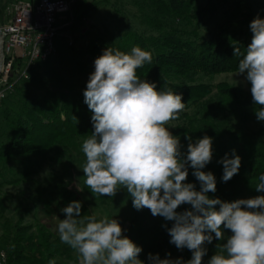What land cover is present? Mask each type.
Here are the masks:
<instances>
[{
	"label": "trees",
	"instance_id": "16d2710c",
	"mask_svg": "<svg viewBox=\"0 0 264 264\" xmlns=\"http://www.w3.org/2000/svg\"><path fill=\"white\" fill-rule=\"evenodd\" d=\"M135 5L141 19L138 25L123 26L115 37L108 39L103 36L88 38L79 31L88 6L84 0H73V16L72 19L69 14L64 16L68 20L59 30L56 54L29 68L26 77L16 78L0 103L2 182L15 184L20 181L5 178L7 174L13 175L10 166L13 162L25 167L22 177L27 178L33 173L31 168L37 165L36 160L49 152L55 151L56 156H83L82 143L92 135L94 128L92 113L84 102L86 89L77 90L74 81L94 72V61L106 48L130 53L138 46L151 52L152 61L138 68L137 76L155 83L157 90L180 94L186 104L178 119L167 125L169 131L179 137L180 158L186 159L190 142L205 135L212 139V160L202 169L212 172L216 179V191L208 193L209 197L233 202L244 196L264 195L255 189L259 176L264 174V121H259L255 115L258 106L252 101L250 82H247V89H243L225 82L212 85L201 79L202 76L238 72L239 62L253 35L250 29L253 20L243 12L240 0H135ZM99 6L97 2L95 7ZM3 12L0 0V24ZM70 40L71 45L68 44ZM235 48L240 49L238 55H234ZM226 154L229 158L238 155L241 166L238 174L224 182L223 165L219 161ZM186 167L185 183L194 184L199 191L201 186L193 175L194 170ZM83 190L94 201L106 206L123 189L113 197L93 195L86 184ZM73 201L81 202V219L92 215L76 192L63 189L61 193L51 192L49 200L43 202L44 217L65 219L61 210ZM216 208L218 210L219 205ZM186 210H191V205L182 204L176 211ZM173 223L153 216L147 208L137 210L129 194L124 236L142 248L138 259L144 264H152L149 254H158L161 259L180 258L182 264L192 258L190 250L177 249L170 243L168 229ZM10 229L2 248L7 264H49L50 260H55V264H79L78 253L61 243L59 234L51 231L43 220L23 224L19 217ZM212 235V243L204 244L207 252L202 264H208L215 253L223 251L222 246L231 231L224 229L221 240Z\"/></svg>",
	"mask_w": 264,
	"mask_h": 264
},
{
	"label": "clouds",
	"instance_id": "9594fccd",
	"mask_svg": "<svg viewBox=\"0 0 264 264\" xmlns=\"http://www.w3.org/2000/svg\"><path fill=\"white\" fill-rule=\"evenodd\" d=\"M250 29L251 43L238 73H246L253 104L258 106L255 115L264 121V19L255 18ZM239 53L235 48L234 55ZM151 61V52L138 46L130 53L108 47L95 59V70L83 92L94 128L82 143L87 188L101 197L126 189L134 208H147L153 216L174 221L168 229L170 243L192 252L187 264H202L205 242L212 243V234L223 239L224 229L231 235L208 264H264V195L233 202L209 197L216 191V179L202 169L212 160V139L205 135L190 142L186 159L180 158L179 137L167 125L178 119L186 104L180 94L157 90L155 83L137 76L136 70ZM219 163L222 180L227 182L238 174L241 158L226 154ZM186 165L194 170L199 191L185 183ZM255 189L264 192V174ZM182 204L191 205V210L177 212ZM81 207V202L73 201L63 208L66 218L57 227L61 243L78 253L79 264H144L138 259L142 248L123 235L115 218L98 219L92 214L81 219ZM148 258L152 264H182L180 258L161 259L158 254Z\"/></svg>",
	"mask_w": 264,
	"mask_h": 264
},
{
	"label": "rangeland",
	"instance_id": "374dc122",
	"mask_svg": "<svg viewBox=\"0 0 264 264\" xmlns=\"http://www.w3.org/2000/svg\"><path fill=\"white\" fill-rule=\"evenodd\" d=\"M11 2L10 0H2L4 9ZM84 2L86 7L88 6V10L79 31L88 38L95 36H103L106 39L109 36L115 37L117 31L123 26H135L141 20L135 0H84ZM97 2L100 3L99 7H95ZM240 2L243 12L250 19L254 20L257 17L264 19L263 0H240ZM68 14L72 19V9ZM66 20L68 17L62 18L61 23ZM89 77L90 75L85 74L74 81L77 90L86 89ZM201 79L203 82L212 85L225 82L229 85L240 86L243 89H247L248 82L246 76L238 72L202 76ZM36 163L37 165L31 168L33 173L27 178L22 177L25 170L24 166L18 162L11 163L13 175L7 174L5 178L7 180L11 178L20 179L15 184L3 183L0 179V249L4 247V237L11 231L10 225L17 222L19 217L22 218L23 224H35L37 221L43 220L49 224L51 231L58 233L57 227L61 219L56 216L44 217L42 204L49 200L51 192L54 194L61 193L63 189L76 192L89 207L91 214H96L98 219L104 216L109 219L115 218L123 229V235H125L129 194L126 189H123L120 195L106 206L100 205L90 198L83 190L86 184L82 170L86 163L85 154L80 157L75 154L56 156L54 151L47 153L40 160L37 159ZM248 198L250 197L244 196L239 199Z\"/></svg>",
	"mask_w": 264,
	"mask_h": 264
},
{
	"label": "built area",
	"instance_id": "2783aa9c",
	"mask_svg": "<svg viewBox=\"0 0 264 264\" xmlns=\"http://www.w3.org/2000/svg\"><path fill=\"white\" fill-rule=\"evenodd\" d=\"M73 0H14L3 12L0 32L3 36L0 64V103L13 81L26 77L29 68L56 54L59 30L67 23ZM71 45V40L68 42ZM19 62V63H18ZM0 264H7L0 249Z\"/></svg>",
	"mask_w": 264,
	"mask_h": 264
},
{
	"label": "water",
	"instance_id": "95a60500",
	"mask_svg": "<svg viewBox=\"0 0 264 264\" xmlns=\"http://www.w3.org/2000/svg\"><path fill=\"white\" fill-rule=\"evenodd\" d=\"M2 44H3V36L0 32V64L2 62Z\"/></svg>",
	"mask_w": 264,
	"mask_h": 264
}]
</instances>
